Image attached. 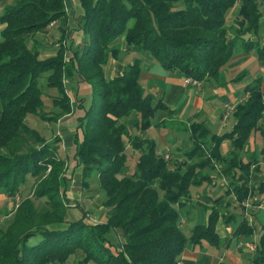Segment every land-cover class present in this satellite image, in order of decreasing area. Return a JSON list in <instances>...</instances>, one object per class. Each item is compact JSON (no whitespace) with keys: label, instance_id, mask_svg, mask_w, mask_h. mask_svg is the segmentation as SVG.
Returning <instances> with one entry per match:
<instances>
[{"label":"trees","instance_id":"trees-1","mask_svg":"<svg viewBox=\"0 0 264 264\" xmlns=\"http://www.w3.org/2000/svg\"><path fill=\"white\" fill-rule=\"evenodd\" d=\"M64 1L14 0L0 13V192L23 194L31 182L33 190L21 200L11 222L0 227V264H63L77 250L84 254L80 263L177 264L188 244L218 245L216 224L222 210L208 207L206 221L195 224L188 236L180 226L184 198L190 197L188 190L199 182L194 174L206 177L202 172L206 164L193 163L182 173L183 162L171 169L157 154L153 139L129 132L121 121L134 112L140 132L150 127L158 110L167 108L161 99L145 92L139 80L140 60L126 64L111 79L104 77L103 65L112 52L110 44L122 36L129 49L148 54L164 69L203 81L229 62L243 33L257 34L264 0H80L84 13L78 26L86 44L82 49L72 48L68 56L70 45H65L62 34L55 53L40 59L32 34L65 16ZM235 5L237 28L228 38L226 14ZM262 38L255 46L259 60H264V34ZM240 44L244 50L254 45L248 40ZM44 72H48L46 85L55 88L56 95H44L40 89L38 79ZM74 75L89 84L91 99L83 107L78 126L81 137H74L69 159L82 167L83 190H89L92 178L97 177L107 210L104 219L95 223L86 212L77 219L67 213L72 202L66 195L69 179L59 150L61 138L47 141L26 122L29 116L57 121L69 113L64 79ZM262 79L258 75L246 84L247 97L234 105L235 123L230 131L212 136L213 157L227 162L225 172L235 179L230 183L233 188L226 187L224 192H233L237 202L249 192L243 173H248L250 162H243L236 152L227 160L219 146L229 139L242 151L259 127L264 112ZM190 128L201 132L197 141H206L204 123ZM129 150L140 152L135 162L138 174L134 170L131 176H119ZM237 170L243 173L235 174ZM158 190L164 191L162 197ZM40 204L42 212L38 213ZM230 204L226 201L223 208ZM16 223L21 225L19 231L13 229ZM249 232L251 227L243 219L234 231L236 235ZM256 251L254 263L264 264V226Z\"/></svg>","mask_w":264,"mask_h":264},{"label":"crops","instance_id":"crops-1","mask_svg":"<svg viewBox=\"0 0 264 264\" xmlns=\"http://www.w3.org/2000/svg\"><path fill=\"white\" fill-rule=\"evenodd\" d=\"M64 2L66 13L65 16L58 20L52 21L48 27L37 31L35 34V37L37 38L36 44L40 50V59H45L55 53V50L59 44V39L58 41H55V39H57L59 35L61 36L64 34L65 37L67 36V38L70 39L68 44L70 46L68 49H66L65 53L68 56L71 55L72 48L82 49L87 42L83 31L78 26L79 20L84 13L80 0H65ZM1 4H3V2ZM260 10L262 9L260 8ZM229 13L230 12H228L226 15ZM228 16H226V25L228 27L227 37L231 38L233 36L234 30L237 28L236 22L238 20V16L236 15V12L235 16L231 17L230 14ZM1 26L2 25L0 24V28ZM244 40H248L254 45L249 47V49L244 50L240 44ZM116 41L117 40L110 44L111 48L117 47L119 51L126 49L127 44L125 40H121V47L116 45ZM262 41L263 38L260 41L256 34L243 33V35L237 39V44L235 45L231 59L227 63L225 73L222 70H219L217 76L215 75L216 77H209L201 81L200 84H202V87L198 88L199 86H197L194 88V86H192L193 89L189 88V90H187V96L189 99H187L183 94L188 86V84L184 83L183 81L185 77L183 74H181L182 76L179 80L180 82L177 83L174 81L175 79L167 77V72L151 74L148 72V67L146 69H142L139 80L144 87L145 92L152 93L155 98L161 99L167 108L160 109L155 113V120L152 121L151 119V125L146 129L144 134L143 132L140 133L139 131L136 133H140L142 137L152 138L155 142V149L157 153H164V155H168L169 153H172L174 149H176V152L180 151L182 148L178 146V138H176L177 141H174L172 137H167L165 134H161L157 128L162 127L165 130L166 128H171L170 131L174 134L180 130H188L191 127V121L202 113L201 101L204 90L205 92H209L211 98L218 100L219 104L222 106L219 108V104H214L210 101L208 102L211 108L210 116L214 119V121H216V125H214L212 128L207 123H204V127L208 129V134L210 133L219 136L226 132L222 131V127L224 128L229 126L231 129L235 123V118L232 122H226L225 119H227L228 116H224L225 109L234 107L237 102L246 99L247 93L244 91L246 84H248L256 76L261 75L262 71L261 69H258L254 72L248 73L246 76L244 75V77L241 76L239 79H237V76L235 78L232 77L229 79V81L225 79L226 73L229 74L236 68H243V66L245 67L249 61L254 62L255 60H258L264 69V60L257 59L255 47L257 43L260 44ZM133 50H136V48H131L128 51ZM144 56L149 58L148 54H144ZM114 57L116 58V56L108 58L106 64L103 66L104 77L106 79H111L117 75H120L126 65L119 61L118 58L115 59ZM241 73L243 74V72ZM160 78L165 79L164 82L166 83L165 85L161 86V88L157 89L154 87V84L155 82H158ZM72 80L74 82H79V77L74 75ZM64 82L68 84L67 82H69V79L65 78ZM263 82L264 79L261 83V90H263L262 92L264 97V89L262 88ZM149 85L150 87H148ZM88 86L89 84H86L85 87ZM79 89L80 88H78V90ZM191 97H193L194 100L191 101ZM232 114L233 113L231 112L230 115ZM66 116L67 114L63 115L57 121L65 118ZM199 118H201V116H199ZM125 119L126 118L124 117L121 119V121L126 122ZM198 120L202 121L203 118ZM150 129L152 130V136H150L151 133H149ZM230 129L227 130V132L230 131ZM75 136L81 137L80 128H76L73 131L71 137H68L67 139H62V137L59 136L61 138L59 150L63 155L66 166L64 174L69 179V181L72 182L70 187L71 189H68L66 192L67 197L72 202V206L69 209V215L73 219H77L83 215V212L87 213V217H90V212H93L96 219L93 221V223L99 222L104 219L107 209L103 206L99 208L91 206V203H95L96 200H90V198H87L85 194L83 195L82 167L74 165V160L71 162L69 159L71 156L70 152ZM256 138L259 139L261 144L262 153L260 158L257 159L255 156V151L258 148L256 145L249 147V149L247 148V156L251 157L249 160V162H251L248 173L246 174L238 170L235 173L238 175L243 173L246 177V187L249 189L248 195L244 200L240 202L236 201L239 204L238 213L235 211H233L234 213L228 212L229 209L233 208L232 205L228 208H223L222 215L225 217H221L216 224V233L220 237L219 244H188L182 251V253H184L183 256H179L177 264H255L254 259L257 257L256 246L264 226V136H262V139L258 137ZM229 141V139L223 140L219 146V153L222 156L226 147L229 146ZM255 144H257V141ZM241 158L242 160L244 159L243 157ZM243 161L247 162L248 158ZM212 182L215 183L214 180ZM225 189L226 188H224V190ZM227 195L229 196L226 201L230 202L233 199L236 200L233 192L229 194L227 193ZM77 199H79V208L76 207L75 203V200ZM242 219L246 220L248 226L251 227V232L236 235L234 233L235 228ZM88 220L90 221L91 219L88 218ZM251 244L255 245V249H251Z\"/></svg>","mask_w":264,"mask_h":264},{"label":"rangeland","instance_id":"rangeland-1","mask_svg":"<svg viewBox=\"0 0 264 264\" xmlns=\"http://www.w3.org/2000/svg\"><path fill=\"white\" fill-rule=\"evenodd\" d=\"M13 1L14 0H4L3 4L0 5V13L3 12L4 5L10 4ZM260 8L262 9L261 10L262 16L260 18V27H259L256 35L258 36V39H260V41H261L263 34H264V4L261 5ZM235 9H236V5L231 7L227 11V13L230 12L229 14L231 17L235 16V12H236ZM228 15H226V16H228ZM35 34H36V32H34L32 35H35ZM59 38H60V35L57 37V39H55V41H58ZM116 40H117L116 45L121 47L122 46L121 40H124V38L121 36V37L117 38ZM69 41H70V39L67 38V36L63 40V42L65 43L66 46H68ZM72 46H73V44H72ZM128 50H130V49L127 47V45H126V49L123 50L124 52L121 50L119 51L117 49V47H112V52H110L108 58L116 56V58H118L119 61L123 62L124 64L131 63L137 58L140 60L141 68L146 69L148 67L149 73L153 74V73L167 72L166 73L167 77H171V78L175 79L174 81L177 83L180 82L179 80L182 76L181 75L182 73H180L178 70H173V71L166 70L163 67H161L156 61H154L151 57L148 58V57L144 56L145 53H143L141 51H136V50H133V51H128ZM226 67H227V63L220 69V71L222 70L225 73ZM258 69H261V71H262L261 75H263L262 78L264 79V69L262 68V66L260 65V62L258 60H255L254 62L249 61L245 67L243 66V68H236L233 70V72H231L229 74L226 73L225 79L229 81V79H231L232 77L235 78L241 72H243L242 77H244V75L246 76L248 73L254 72ZM47 74H48V72H44L39 77V79H38L39 87L43 91L44 95H47V94L49 96L50 95L51 96L56 95L57 94L56 89L53 87H48L46 85V75ZM216 76H212V77H216ZM68 79H69V82H67L68 84H67L66 88L69 90L68 95H69V101H70L71 107H70V112L67 113V116L65 118H62L59 121H50L48 123H45L44 121L40 120L39 118H35L34 116H29L26 120L27 124L29 126L35 128L39 132V134L47 141L52 140L54 138V136H60V137H62V139H67L68 137H71V135L73 134V131L76 128H78V126L80 125V118L82 117V115L84 113L83 107L88 106V104L90 102L91 89L89 88V86L85 87L86 83H84V82H74L72 80L71 76H68ZM164 81H165V79L160 78L158 80V82H155L154 87H156L157 89L161 88V86L165 85V83H166ZM200 82L201 81H199V83ZM150 85L148 87H150ZM192 86H194V85L188 84L187 89L183 92L184 96L187 99H189V97L187 96V90H189V88L193 89ZM198 86H199L198 88H200V87H202V84H199ZM195 87H197V86H194V88ZM74 88H76L77 90ZM78 88H80V89L78 90ZM262 88L264 89V82H263ZM72 89H74V90H72ZM192 100H194L193 97H191V101ZM209 101L211 103L213 102L214 104H219L218 100L211 98V96L209 95V92H205V90H204V93H202V101H201L202 102V106H201L202 107L201 108L202 113L199 115V116H201V118H199V116H196L191 121L192 124H194V123H198V124L207 123L209 126H211V128L214 125H216V121H214V119L210 116L211 108L208 104ZM219 105L220 106H218V107L221 108L222 107L221 104H219ZM232 110L233 109H231V108L225 109L226 114L224 113V116L225 115L228 116L227 119H225L226 122H228V123L232 122L234 119L233 114L230 115ZM202 118H203L202 121L198 120V119H202ZM125 120H126V122H125L126 123V129L129 132L135 134L136 132L139 131V128L137 126L139 124L138 123L139 120L135 117L134 112L131 113V115L129 117H126ZM154 120H155V117L152 118V121H154ZM258 124H259V127L247 139L244 150H242V151L237 150L235 148L233 142L229 141V143H228L229 146L226 147V149L224 148L225 152L223 154V157L227 158V160H228L230 154L233 152H236L240 158L243 157L244 158L243 160L248 158V161H249L251 159V157L247 156V153H246L247 148L249 149V147H253L254 145H256V147H258V148L255 151L256 152L255 156L257 157V159H259L260 155L262 153V149H261V144L259 142V139H257L256 137L262 139V136H264V112H263V117L259 119ZM157 129L161 134H165V136H167V137H172L174 141H177L176 138H178V146L182 148L180 151H177V152H176V149H174V151H172V153H169L168 155H164V153H157L159 155H162L165 158V160L168 162V166L171 169L173 168V170H174L176 167H178V165L180 166L181 163L183 162L181 165L182 168L180 170V172L182 173L185 171V169H187L186 167H188L189 165H191L193 163L203 162L206 164V166L202 169V172L206 174L205 175L206 177H201V175H198L199 174L198 172H196V174H194L193 178L196 180L199 179V182L196 183L195 185L191 186V188L188 190L190 192V197L184 198V200L186 201V205L182 208L183 211H180V216H181L180 226H181V229L183 230V232L188 236L191 233V228L195 224L200 223V222L203 223L204 218L206 221L207 215L209 212L208 207L212 206L218 210L220 209L223 211V205L229 196V195H227V193L224 192V188L230 187L232 189L233 186H230V183L234 182L235 179L232 178V176L230 175L229 172H225V167H226V165H228L227 162L220 160L219 156L213 157V155H212L215 152V148L213 145L214 141L212 140L213 134L209 133L208 135H206L204 137V140H206V141L200 142L197 140L201 139L200 138L201 132L198 131L196 133H193L192 128H189L188 130H185V131L180 130L175 134L170 131L171 128H166V130H165L164 128L159 127ZM229 129H230L229 126L224 127V128L222 127L223 132L224 131L227 132V130H229ZM145 131L146 130H142V131H140V133L143 132V134H144ZM164 131H167V132H164ZM201 131H202V129H201ZM149 133H151L150 136H152V130L151 129L149 130ZM148 138H150V137H148ZM256 141H257V144H255ZM73 145L71 147V152H70V155L72 157H73L72 154H73V148H74ZM129 151H130V152H128L129 159L127 160V163H126L125 167L122 169V172H121V174H119V176H131L130 174H132L133 171L135 170V162H136L137 158L139 157L140 152L135 153L133 150L132 151L129 150ZM182 151H183V153H182ZM191 151H192V154L190 156H187L186 154L188 152H191ZM175 161H177L176 166L174 165ZM198 169H196V171H199ZM135 172H137V174H138V170H135ZM131 178H133V177H131ZM230 179H231V181H230ZM213 180L215 181V183L212 182ZM71 183H72L71 181H68V189H71L70 188ZM88 188H89V190H87V189L83 190V187H82V192H83V195L85 194L87 198H90V200L91 199L96 200L95 203H91V206H94L96 208H99L101 206L105 207L102 204L104 197H103L101 191L98 189L96 176L92 178L91 183L89 184ZM32 192H33L32 182L27 186V188L23 194L18 193V195H16V196H10V195H6V194H3L2 192H0V227H5V225L7 223L11 222L12 217L16 213L15 210L18 207L21 200L24 199V197H30L32 195ZM158 193H159V197H162L164 194V191L158 190ZM219 196H221V197L218 200V202L213 203L212 199L215 197H219ZM230 202H231V204L228 207H230L232 205L234 209L231 208V209H229L228 212L235 211L236 213H238L239 212V207H238L239 204L234 199ZM75 203H76V207L79 208V206H80L79 205V199L75 200ZM41 206H42L41 204L37 205L36 210L38 213L42 212V209H39ZM69 207H71V206H69ZM69 207H68V210H69ZM11 209H12V211H10ZM67 213H69V211H67ZM94 215L95 214L93 212H90V215H89L90 217H88V218L91 219L90 220L91 222L96 220ZM221 217L223 218L225 216L222 215V213H220L218 220ZM19 224L20 223H18V225H17V223H16V227L14 225L13 229L15 231L16 230L19 231V227H21V225H19ZM117 233H118V236H120L119 241H122L123 237H122L121 230H118ZM183 254L184 253H181L180 256L181 255L183 256ZM83 258H84L83 252L80 250H77L76 252L70 254L68 256L67 260L63 264H96L93 261H88L86 263H83V262L80 263V261H82ZM48 264H61V263L50 262Z\"/></svg>","mask_w":264,"mask_h":264},{"label":"built area","instance_id":"built-area-1","mask_svg":"<svg viewBox=\"0 0 264 264\" xmlns=\"http://www.w3.org/2000/svg\"><path fill=\"white\" fill-rule=\"evenodd\" d=\"M183 81H184V83L191 84V85H194V86H198L200 84L197 79H194V78L189 77V76L184 77ZM231 109H233V107H231ZM251 249H255V245L254 244H251Z\"/></svg>","mask_w":264,"mask_h":264}]
</instances>
